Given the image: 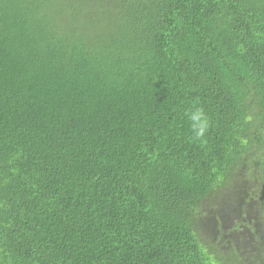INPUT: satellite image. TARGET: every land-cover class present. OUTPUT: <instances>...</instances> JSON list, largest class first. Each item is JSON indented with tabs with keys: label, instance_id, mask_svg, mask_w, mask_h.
<instances>
[{
	"label": "trees",
	"instance_id": "trees-1",
	"mask_svg": "<svg viewBox=\"0 0 264 264\" xmlns=\"http://www.w3.org/2000/svg\"><path fill=\"white\" fill-rule=\"evenodd\" d=\"M0 264H264V0H0Z\"/></svg>",
	"mask_w": 264,
	"mask_h": 264
},
{
	"label": "rangeland",
	"instance_id": "rangeland-1",
	"mask_svg": "<svg viewBox=\"0 0 264 264\" xmlns=\"http://www.w3.org/2000/svg\"><path fill=\"white\" fill-rule=\"evenodd\" d=\"M235 199V198H234ZM241 205H244L246 206V204H241ZM240 205V206H241ZM235 205H231L229 208H226L224 213L220 214L218 216V218L221 220V223L222 225L226 226L228 224H231L232 226H240L237 221L238 220H243L242 222L245 223V226L242 227V237H246V239H249L250 237V234L249 231L250 228H253V229H257V228H260V217H259V214L257 213V209L255 206L253 207H246L247 209V213L245 216H242V215H234V211H235ZM238 207V206H237ZM236 207V208H237ZM237 216V217H236ZM208 223V222H206ZM214 219H212L211 221V224H214ZM216 224H220L219 222H216ZM202 226V229H201V236L204 237L203 239L209 241V237H208V234L209 233V229L206 228V226L204 224L201 225ZM216 225L211 227L212 229H215ZM222 252H219L218 253V256L222 259L225 258V259H228L231 260V259H236V260H240L244 257V252L242 249H237L236 253L234 254H222Z\"/></svg>",
	"mask_w": 264,
	"mask_h": 264
},
{
	"label": "clouds",
	"instance_id": "clouds-1",
	"mask_svg": "<svg viewBox=\"0 0 264 264\" xmlns=\"http://www.w3.org/2000/svg\"><path fill=\"white\" fill-rule=\"evenodd\" d=\"M185 116L192 123L193 132L196 138L202 137L207 130V119L204 116L203 110L199 108L188 109L185 112ZM240 228H242V225Z\"/></svg>",
	"mask_w": 264,
	"mask_h": 264
}]
</instances>
